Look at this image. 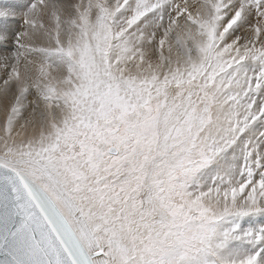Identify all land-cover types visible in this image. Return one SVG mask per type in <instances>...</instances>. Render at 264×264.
Returning a JSON list of instances; mask_svg holds the SVG:
<instances>
[{"label": "snow or ice", "instance_id": "6c2138e0", "mask_svg": "<svg viewBox=\"0 0 264 264\" xmlns=\"http://www.w3.org/2000/svg\"><path fill=\"white\" fill-rule=\"evenodd\" d=\"M0 264H264V0H0Z\"/></svg>", "mask_w": 264, "mask_h": 264}]
</instances>
